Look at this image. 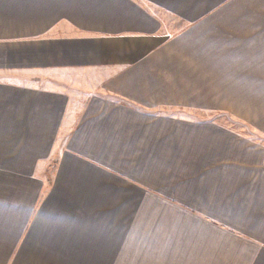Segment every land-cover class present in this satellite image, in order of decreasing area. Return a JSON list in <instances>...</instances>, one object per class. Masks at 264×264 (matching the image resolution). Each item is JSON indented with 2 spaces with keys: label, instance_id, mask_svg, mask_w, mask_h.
<instances>
[{
  "label": "crops",
  "instance_id": "obj_1",
  "mask_svg": "<svg viewBox=\"0 0 264 264\" xmlns=\"http://www.w3.org/2000/svg\"><path fill=\"white\" fill-rule=\"evenodd\" d=\"M231 90L264 135V0H0V264H264Z\"/></svg>",
  "mask_w": 264,
  "mask_h": 264
},
{
  "label": "rangeland",
  "instance_id": "obj_2",
  "mask_svg": "<svg viewBox=\"0 0 264 264\" xmlns=\"http://www.w3.org/2000/svg\"><path fill=\"white\" fill-rule=\"evenodd\" d=\"M240 90H231V94L229 96H226V102H228V99L230 98V106H231V110L229 109H220V110H216L214 112L215 114V118L219 119L223 122H225L226 124L228 123V125L230 126V128L232 130H235L239 133H243V134H247L250 137L256 138V139H264V135L260 134V130H257L254 126V116H255V104H254V90H247V94L245 96V105H246V109H244L243 111H239L238 108L239 106H242V100L241 97L243 96L242 94L240 95L239 93ZM241 100V101H240ZM242 112V116H240L238 113ZM163 208V211L165 210L166 214L168 215H179V213L174 209V211H172L171 209H168L166 207H161ZM134 211V209H133ZM165 213H161V215L163 216ZM183 214V213H182ZM157 215V214H156ZM155 218V217H154ZM182 220H183V231H182V235L181 234H176L178 235V238L175 235L174 238V231L171 230L170 231H165L164 230V236H166V240H163V242L160 245L162 248H165L168 252H171L174 249H179L180 252H184L183 250L187 249V248H192L191 245V228L195 227V223L193 221L190 220V218H188V216L186 215H182ZM136 225H141V224H136ZM157 223H151L150 229H151V234L152 236H155L154 232L157 231ZM172 228L174 229L173 226H175L174 223L171 224ZM199 226V224H198ZM137 230V229H136ZM170 235L172 236L170 239ZM199 246H201V242L199 241ZM169 259L173 256H167ZM201 257V255H200Z\"/></svg>",
  "mask_w": 264,
  "mask_h": 264
}]
</instances>
